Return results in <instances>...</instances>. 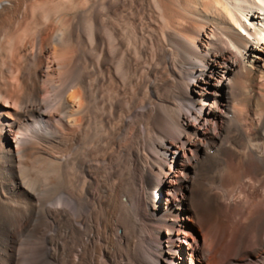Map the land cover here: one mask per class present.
Here are the masks:
<instances>
[{
    "label": "bare ground",
    "instance_id": "bare-ground-1",
    "mask_svg": "<svg viewBox=\"0 0 264 264\" xmlns=\"http://www.w3.org/2000/svg\"><path fill=\"white\" fill-rule=\"evenodd\" d=\"M29 231L30 264H264V0H0V264Z\"/></svg>",
    "mask_w": 264,
    "mask_h": 264
},
{
    "label": "rangeland",
    "instance_id": "rangeland-1",
    "mask_svg": "<svg viewBox=\"0 0 264 264\" xmlns=\"http://www.w3.org/2000/svg\"><path fill=\"white\" fill-rule=\"evenodd\" d=\"M222 81V80H221ZM220 99L222 100V98L220 97ZM186 150V149H185ZM181 152V151H180ZM173 170L175 171V166L172 167ZM167 171H169V168L167 169ZM46 190V191H45ZM185 193V194H184ZM42 196L47 195L48 194V187L44 188L41 193ZM180 195H186V189L183 188L179 191ZM166 194H158V203L156 204L159 207V210L161 209H166L167 206L165 204L166 202ZM183 228H180V231L182 232V235L190 238V235L194 236L197 238V240H201V234L199 232H195L192 230H188V228H185V230L183 231ZM32 233V234H31ZM164 233V232H163ZM29 235V236H28ZM28 236V237H27ZM24 238L20 239V249L22 251V256L20 258V263L19 264H30L29 261V255L28 252L33 244V240L36 237V234L32 231L26 232L25 235H23ZM200 237V238H199ZM191 239V238H190ZM29 240V241H28ZM22 244V245H21ZM28 249V250H27ZM28 251V252H27ZM27 253V254H26ZM25 256V257H23ZM27 256V257H26ZM28 260V261H27ZM197 264H199L198 262H196ZM175 264H187V260L185 259V256H181L180 254H177L176 259H175Z\"/></svg>",
    "mask_w": 264,
    "mask_h": 264
}]
</instances>
